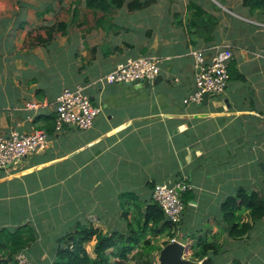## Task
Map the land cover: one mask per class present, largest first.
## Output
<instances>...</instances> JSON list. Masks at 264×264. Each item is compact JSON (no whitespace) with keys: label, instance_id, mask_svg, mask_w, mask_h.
<instances>
[{"label":"crops","instance_id":"0c3cea01","mask_svg":"<svg viewBox=\"0 0 264 264\" xmlns=\"http://www.w3.org/2000/svg\"><path fill=\"white\" fill-rule=\"evenodd\" d=\"M192 2L215 20L210 33L189 28ZM50 41L52 52L44 48ZM223 44L233 53L225 91L206 105L184 104L195 87L193 52ZM61 54L71 59L63 64ZM140 55L158 60V83L97 82ZM76 85L102 110L89 129L56 130V97ZM27 101L43 106L26 110ZM36 129L46 131V144L0 168V231L34 230L21 252L31 264L46 263L58 238L79 225L128 233L153 187L177 182L189 187L176 240L218 241L214 264H264L258 243L231 238L221 215L240 187L264 194V12L241 0H153L106 12L85 0H0V131ZM256 226L264 216L250 235Z\"/></svg>","mask_w":264,"mask_h":264},{"label":"trees","instance_id":"16d2710c","mask_svg":"<svg viewBox=\"0 0 264 264\" xmlns=\"http://www.w3.org/2000/svg\"><path fill=\"white\" fill-rule=\"evenodd\" d=\"M241 1L251 10L264 12V0ZM152 2L153 0H85V7L106 12L126 4L129 11H134L145 8ZM190 8L194 10V15L189 21V28L203 26L210 33L215 20L205 15L203 10L193 2ZM200 17L204 18L201 20ZM53 28L64 32L65 24L57 23ZM53 28L47 30L49 39L52 37ZM228 72L230 73V66H228ZM185 191L180 193L184 205L186 204ZM221 211L222 218L228 225V235L234 239L246 238L250 235L255 222L264 216V194L257 190H246L240 187L234 195H229L222 201ZM139 218L136 228L129 223L130 229L126 234L118 230L103 232L91 224L79 225L58 238L46 264L48 262L49 264H124L131 260V256L134 258L137 255L144 258L141 262L134 261L135 264H155V251L159 252L164 245L175 238L180 221L170 222L160 205L153 199L146 204L143 211H140ZM146 234L150 237H145ZM34 239L35 234L31 227L0 231V264H19L16 255L27 251ZM93 240V256H91L86 250V244ZM135 249L137 252L133 254ZM219 250L220 245L216 240L204 239L200 242L194 240L191 244L185 245L184 256L193 261H200V264H214L211 254ZM111 258H114L112 263ZM29 264H31L30 261Z\"/></svg>","mask_w":264,"mask_h":264},{"label":"built area","instance_id":"2783aa9c","mask_svg":"<svg viewBox=\"0 0 264 264\" xmlns=\"http://www.w3.org/2000/svg\"><path fill=\"white\" fill-rule=\"evenodd\" d=\"M195 60V87L183 99L184 104H200L203 94L209 96L223 93L229 80L228 66L233 53L230 46L223 44L214 48L213 53L203 50L193 52ZM160 73L158 60L149 55H140L118 62L109 72L97 78L99 83H131L133 81H153ZM85 87H63L55 101V129L68 124L78 130L89 129L101 112V106L93 104ZM43 104L38 101H27L26 110H39ZM48 140L46 131L36 129L30 133L12 130L7 134L0 131V168L13 164L21 158L34 153L43 147ZM188 184L177 182L172 186L166 183L156 184L151 193L152 199L163 210L166 218L172 223L180 221L184 204L180 193L188 188ZM176 240L171 239V241ZM19 264H29L22 253L16 255ZM252 264V263H246Z\"/></svg>","mask_w":264,"mask_h":264},{"label":"water","instance_id":"95a60500","mask_svg":"<svg viewBox=\"0 0 264 264\" xmlns=\"http://www.w3.org/2000/svg\"><path fill=\"white\" fill-rule=\"evenodd\" d=\"M161 75L149 82L148 80L133 81L132 84L148 87L150 84H156L161 80ZM209 99L208 93L203 94V100L200 105H206ZM174 183H169L172 186ZM185 244L178 240H173L164 245L159 251L158 264H200L197 261L190 260L184 256Z\"/></svg>","mask_w":264,"mask_h":264},{"label":"rangeland","instance_id":"374dc122","mask_svg":"<svg viewBox=\"0 0 264 264\" xmlns=\"http://www.w3.org/2000/svg\"><path fill=\"white\" fill-rule=\"evenodd\" d=\"M109 11H111V10H109ZM107 19H109V22L112 24V23H114V22H116V21H118L119 20V18H113V17H108ZM103 22H104V20H103ZM107 24H109V22L108 21H105ZM113 28V27H112ZM113 29H117V27H115V28H113ZM115 32H118L117 30H115ZM52 45H55V43L52 41H50L48 44H45V46H44V48H46L45 50H49L50 52H52L53 51V46ZM70 60L71 59V57H69L68 56V54H61V61H65L63 64H66L67 62H68V60ZM121 61V60H120ZM221 215H222V212H221ZM249 241H251L253 244H256V243H258L257 244V246H256V250L260 253V254H262V256H264V243H262V240L264 239V227H258V226H256L255 227V229H254V231L251 233V235H249L248 236V238H247ZM160 240V239H159ZM157 244V243H156ZM44 246H46V247H49L50 245L49 244H46V245H44V244H42V245H38V244H36L35 245V249H39V248H42V247H44ZM23 254V253H22ZM24 255V254H23ZM158 255H159V252H157V251H155V255H154V257H155V259H156V262H155V264H158ZM148 257H150V256H148ZM144 257L143 256H141L140 257V255H137L136 257L134 256V258H131V260H128L126 263H124V264H135V262L134 261H137V262H141L142 260L141 259H143ZM114 261V259L111 261V263ZM44 264H46V263H44ZM47 264H49V262L47 263Z\"/></svg>","mask_w":264,"mask_h":264}]
</instances>
